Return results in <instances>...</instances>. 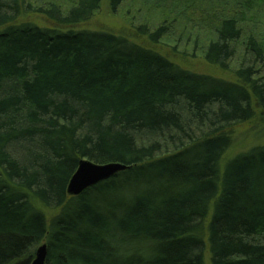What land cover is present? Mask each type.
<instances>
[{
	"label": "trees",
	"instance_id": "obj_1",
	"mask_svg": "<svg viewBox=\"0 0 264 264\" xmlns=\"http://www.w3.org/2000/svg\"><path fill=\"white\" fill-rule=\"evenodd\" d=\"M28 1L0 0V264H264V145L225 160L264 119V0H143L166 16L126 35L74 29L127 0L51 28L16 24ZM178 24L229 79L156 50ZM85 160L128 169L71 197Z\"/></svg>",
	"mask_w": 264,
	"mask_h": 264
},
{
	"label": "rangeland",
	"instance_id": "obj_2",
	"mask_svg": "<svg viewBox=\"0 0 264 264\" xmlns=\"http://www.w3.org/2000/svg\"><path fill=\"white\" fill-rule=\"evenodd\" d=\"M77 0H29L33 11L26 12L18 18L16 24L32 23L42 28H51V22L42 14L36 12L37 9H49L53 5L58 6L62 12L68 9ZM165 11L146 4L143 0H127L119 9L116 16H112L107 7L103 5L100 12L89 23L83 24L74 30L76 31H111L126 35L135 34V29L144 23H148L150 28H155L161 24L165 18ZM183 25L178 24L173 33L169 34L163 43V47L156 48L185 69L200 74L211 75L215 78L229 79L228 75L223 74L205 63L203 54L199 50H193L195 40H191V33L181 35ZM207 38V33L202 35ZM202 41L200 47L202 48ZM176 51H175V49ZM187 52V53H186ZM195 52V53H194ZM264 145V119L257 116L252 123L237 126L233 131V145L227 153L225 160L231 159L236 155L248 152L254 147ZM33 204L49 219L56 214L54 211L45 209L37 201ZM206 264H209L208 256Z\"/></svg>",
	"mask_w": 264,
	"mask_h": 264
},
{
	"label": "water",
	"instance_id": "obj_3",
	"mask_svg": "<svg viewBox=\"0 0 264 264\" xmlns=\"http://www.w3.org/2000/svg\"><path fill=\"white\" fill-rule=\"evenodd\" d=\"M127 169V166L119 163L98 165L90 161H82L69 182L67 193L71 197L79 196L89 188ZM47 258V245L43 244L37 249L35 259L31 264H47Z\"/></svg>",
	"mask_w": 264,
	"mask_h": 264
}]
</instances>
